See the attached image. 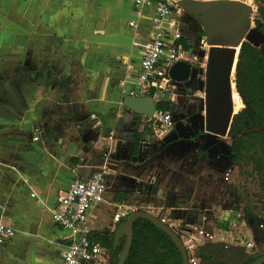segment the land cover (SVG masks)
I'll return each mask as SVG.
<instances>
[{
	"label": "crops",
	"instance_id": "1",
	"mask_svg": "<svg viewBox=\"0 0 264 264\" xmlns=\"http://www.w3.org/2000/svg\"><path fill=\"white\" fill-rule=\"evenodd\" d=\"M153 17L134 0H0V222L15 231L0 245V264H62L68 232L50 214L57 192L96 172H106L105 192L88 214L89 237L115 230L119 204L180 231L179 197L197 192L203 169L189 153L183 164L180 144L189 141L170 143L166 131L154 145L142 117L122 106ZM171 19L186 53L203 60L191 49L205 46L196 20L183 10Z\"/></svg>",
	"mask_w": 264,
	"mask_h": 264
},
{
	"label": "rangeland",
	"instance_id": "2",
	"mask_svg": "<svg viewBox=\"0 0 264 264\" xmlns=\"http://www.w3.org/2000/svg\"><path fill=\"white\" fill-rule=\"evenodd\" d=\"M195 22L196 35L200 36L202 28ZM254 22L252 20L246 39H255L251 45L260 48L264 38L257 34ZM180 29H185V26L181 25ZM191 49L203 53L204 58L207 57V46L200 50L197 44H193ZM198 89L199 95L196 97H187L175 90L172 95L164 97V100L173 103V112L183 115L167 129L168 135L172 134L170 143L179 139V134H184V130L191 128L196 129V137L206 135L203 129H197V126L203 128L204 124V82H200ZM236 101L237 107L234 105L233 109L235 113L244 107L235 89L232 103ZM151 135L157 146L164 144L163 140L169 138L167 136L161 141L152 131ZM174 136L175 139H172ZM209 138L198 145L180 144L184 150L183 164H188L186 156L189 153L193 157V166L198 170L203 169V173L197 174V192H188L179 197L185 202L184 206L178 207L179 225L176 227L180 229L178 233L182 235L184 243L197 244V250L194 251L199 259L197 264H243L245 260L264 250V174L254 172L252 165L245 160L234 162L230 159L231 137L216 138L218 143L214 150L207 148ZM209 140L211 142V138ZM195 153L196 159L193 155ZM227 169L231 171L228 178L225 177ZM193 196H196V205L190 201ZM204 217L206 220H203ZM203 227L206 231L211 230L214 241L196 233Z\"/></svg>",
	"mask_w": 264,
	"mask_h": 264
},
{
	"label": "built area",
	"instance_id": "3",
	"mask_svg": "<svg viewBox=\"0 0 264 264\" xmlns=\"http://www.w3.org/2000/svg\"><path fill=\"white\" fill-rule=\"evenodd\" d=\"M243 2L252 7L253 16H255L256 9L252 2ZM134 3L136 7L152 9L154 17L150 38L141 46V59L135 80L128 90V96L145 97L152 93L155 101L164 100L165 96L173 94L176 86L168 76L170 66L181 61L193 62L203 71L206 66V57L201 61L196 60L186 53L180 43L183 36L179 32V23L175 19L169 20L172 11L181 10L175 0H134ZM251 19L254 20L256 17ZM129 25L136 27L133 22ZM121 85L124 86L125 83L122 82ZM142 120L154 135L160 137L164 136L167 129L175 122L174 112L162 109H156L152 116L143 117ZM38 139V136L33 138L34 141ZM109 139H111L110 136ZM230 173L231 171L227 169L225 177H230ZM104 175L106 172L102 171L92 174L87 179H76L66 190L57 192L56 204L50 214L54 223L68 232V244L61 253L62 264H114L116 262L109 251L89 237L86 227L90 210L104 201ZM34 196L35 194H31L32 198ZM116 207L113 224H118L130 214L140 211L135 204H119ZM203 220L206 218L204 217ZM161 221L166 222L164 219ZM196 233L214 241L211 230L206 231L203 227ZM14 235L15 231L12 227L0 222V245L8 242ZM179 237L183 240L182 235ZM182 243L187 253L188 264H197L199 259L194 252L197 250V244H186L183 241Z\"/></svg>",
	"mask_w": 264,
	"mask_h": 264
},
{
	"label": "water",
	"instance_id": "4",
	"mask_svg": "<svg viewBox=\"0 0 264 264\" xmlns=\"http://www.w3.org/2000/svg\"><path fill=\"white\" fill-rule=\"evenodd\" d=\"M178 7L192 16L205 34V46L208 47L204 71V124L205 137L212 140L229 136L233 117L232 95L235 90V72L240 49L243 43L251 44L247 36L251 30L252 7L240 0H175ZM237 49L238 52H237ZM237 56V60H236ZM204 54H201V58ZM196 66L189 62H176L168 69V76L176 85L186 82L194 76ZM202 74V70L200 71ZM237 93V92H236ZM122 106L140 117L152 116L157 109L151 96H124ZM173 113V111L171 110ZM218 143L217 139L213 140ZM229 155V154H228ZM231 155V154H230ZM144 219L163 232L177 248L181 264H188V257L180 237L159 218L147 211L130 214L115 226L114 245L124 238L122 251L117 264H125L133 239V225L136 220ZM251 264H264V250L255 255Z\"/></svg>",
	"mask_w": 264,
	"mask_h": 264
},
{
	"label": "trees",
	"instance_id": "5",
	"mask_svg": "<svg viewBox=\"0 0 264 264\" xmlns=\"http://www.w3.org/2000/svg\"><path fill=\"white\" fill-rule=\"evenodd\" d=\"M256 5L257 13L264 20V0H256ZM254 21L256 32L264 37V26ZM199 33L205 37L202 29ZM180 43L187 51V42L180 40ZM234 83L244 108L236 112L228 134L231 137L229 149L232 161L245 160L252 165L254 172L264 174V43L263 51L249 43L242 44ZM156 105L157 109L164 111H171L173 107L170 100H157ZM142 194L145 196L146 192ZM165 224L169 225L168 222ZM90 238L110 250L116 258L119 257L124 239L114 245L113 232L109 231L93 234ZM256 258L252 256L244 264H250ZM181 261L177 248L163 232L144 219L134 222L133 239L125 264H181Z\"/></svg>",
	"mask_w": 264,
	"mask_h": 264
},
{
	"label": "flooded vegetation",
	"instance_id": "6",
	"mask_svg": "<svg viewBox=\"0 0 264 264\" xmlns=\"http://www.w3.org/2000/svg\"><path fill=\"white\" fill-rule=\"evenodd\" d=\"M241 1H251L252 2V4H253V7L256 9V14H255V16H256V19H254V20H257V21H259L260 22V24L261 25H263L264 26V20H262V18L259 16V14L257 13V10H258V7H257V5H256V0H241ZM258 34V33H257ZM261 37H263L262 35H261ZM264 38V37H263ZM258 39V38H257ZM264 43V42H263ZM262 47H263V44H262ZM237 52H238V49H237ZM236 60H237V56H236ZM194 66H196V65H194ZM200 68H198V66H196V72H195V74H194V76H191V77H189V79L186 81V82H184V83H181V84H178V85H176L175 86V92H179V93H181V94H184L185 96H187V97H196V96H198L199 95V89H198V86L200 85V82H204V71L205 70H203L202 71V74L200 73ZM200 94H201V92H200ZM201 97V96H200ZM203 97V99H205V96L203 95L202 96ZM235 104H237V101H236V103H234L233 104V109L235 108V107H237V105H235ZM234 105H235V107H234ZM243 109V108H242ZM183 117V115L182 114H177V113H175L174 112V118H175V122L177 121V120H179V119H181ZM174 122V123H175ZM173 123V124H174ZM197 129H202V126H197ZM189 130V129H188ZM184 130L183 132H185L184 134H179V139H183L185 142H190L189 143V145L190 146H192V145H198L199 143L201 144V143H203L204 142V139L206 140L207 138L205 137V136H202V138L201 137H196V134H197V131H196V129H192L191 128V130ZM205 133V132H204ZM206 134V133H205ZM173 139H175V136L173 137ZM200 139H202V140H200ZM210 139V138H209ZM208 139V143H207V148H209L210 150L212 149V150H214V148H215V145L216 144H214V142H213V140L211 139V142H210V140ZM220 139H222V138H220ZM195 156H197V153H195ZM196 158V157H195ZM208 158V157H207ZM229 158H230V156H229ZM230 159H232V157L230 158ZM177 235H178V233H177ZM179 236V235H178ZM124 239V238H123ZM182 241V240H181ZM257 253H259V252H257ZM256 253V254H257ZM255 254V255H256ZM254 255V256H255ZM256 259H258V258H256ZM255 259V260H256ZM254 260V261H255ZM253 261V262H254ZM243 264H244V262H243ZM251 264V263H250Z\"/></svg>",
	"mask_w": 264,
	"mask_h": 264
}]
</instances>
